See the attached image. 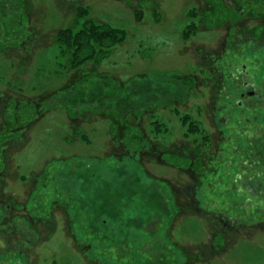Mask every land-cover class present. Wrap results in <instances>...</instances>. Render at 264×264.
I'll list each match as a JSON object with an SVG mask.
<instances>
[{
  "label": "rangeland",
  "instance_id": "374dc122",
  "mask_svg": "<svg viewBox=\"0 0 264 264\" xmlns=\"http://www.w3.org/2000/svg\"><path fill=\"white\" fill-rule=\"evenodd\" d=\"M71 2L90 5L93 19L128 32L100 64L90 59L69 70L70 57L55 35L82 23L75 25ZM23 7L9 4V15L0 10V130L5 110L17 103L36 102L40 113L20 141L6 147L0 248L30 247L27 254L36 264H264V209L258 202L262 215L255 218V204L248 201L253 183L244 180L248 172L238 186L233 180L237 159L247 162L253 153L247 148L255 139L249 118L259 124L264 112L250 116L235 104L224 107L220 81L231 64H245L264 89V0H33L29 27L17 22L16 15L28 11ZM26 30L36 33L34 48L24 43ZM187 30H193L189 36ZM207 48L213 58H205ZM82 99L86 103L75 105ZM91 103L104 110L76 118ZM124 116L127 125L143 118L142 129L161 141L162 151L182 147L186 161H179L187 169L149 148L123 162L126 148H117L110 127ZM76 127L88 139L77 137ZM243 164L240 170L250 167ZM14 202L19 206L10 211L6 204ZM173 205L192 207L168 221ZM105 213L115 222L127 220L120 229L131 241L122 237L126 242L116 249L100 242L93 221ZM225 213L236 216L237 224ZM136 215L152 241L144 240L140 228L132 235ZM20 226L31 233L30 245H21ZM33 231H40L39 238Z\"/></svg>",
  "mask_w": 264,
  "mask_h": 264
},
{
  "label": "trees",
  "instance_id": "16d2710c",
  "mask_svg": "<svg viewBox=\"0 0 264 264\" xmlns=\"http://www.w3.org/2000/svg\"><path fill=\"white\" fill-rule=\"evenodd\" d=\"M125 1L126 0H124V2ZM32 2H33V0H2V3H0V10L4 11L6 13V15H9L8 11H5L7 9L6 7L9 4H11V5L12 4L18 5L19 4L20 7H23L22 4H24L23 8L28 10V11L25 13H18V15H16V18L18 20L17 21L18 23L20 21H23V22H25L27 27H29V25L31 24V18H32V13H33L31 10L32 8L30 9ZM71 4L74 6L73 9L75 10L73 12V9H72V14L74 13L73 15L75 16V20H74L75 25H78L79 21L82 20L80 27L76 29V27L70 25L68 27L60 28L57 30L56 35H55V39L57 40V42L62 47V50L65 53H67L68 56L70 57V63H69L70 68H69V70H72V69L75 70V69L79 68L81 65L85 64L90 59H93V60L97 61L98 64H100L104 59L111 56V54L114 52V50L116 49V47L118 45H120L126 41V39L128 37V32L125 28L114 26L110 23L103 22V21H96L95 19H93L91 16L90 5H88V4H82L81 2H71ZM29 5H30V7H29ZM30 11H31V13H30ZM13 13L15 14V12H13ZM137 16L141 17V13L139 12V10L137 11ZM192 31L193 30H187L186 35L189 36L190 32H192ZM26 32L27 33L25 36L24 43L26 44V46L30 45L31 48H34L35 45L38 43V38H37V36H35L36 33L34 34L33 30H26ZM34 38L36 39V41L34 40ZM77 103H79V104H77ZM82 103L84 104V103H86V101L82 99L78 102H75V105L78 106ZM91 105L92 106H90L89 109H87L90 111L85 112L84 116L77 114V116H80V117H76V118H83V117L85 118L86 114L90 117V116H92V114H94V113H92L93 111L96 110V112H97L100 109L104 110V107L103 108H100L97 106H96L97 108L94 107V103H91ZM11 109H10V107H8L5 110L3 128L0 130V170L6 164V162H5L6 161V159H5L6 155H4L6 153V147H9L10 145L13 146L14 143H18L20 141L19 136L21 135V133L26 131L27 128L28 129L30 128V127H28V123L32 122L33 120H35L38 117V116L34 117V115L36 113H38V115L40 113V111H39L40 105L37 104L36 102H33L30 105H28V103H27V105H24L23 102H20V103L15 104L14 106H12ZM120 112L123 113L122 111H120ZM134 118H135L134 119L135 123L133 122V125H129V124L127 125V123L125 122L127 118L124 116V120H122V122H118L117 125L112 124L110 127V133L114 134V136L116 138L117 148H119V149H125L126 148V150H125L126 152L123 154V156H121L119 158H123L122 159L123 162H126L127 164L132 163L133 161L137 160L138 156L140 157V155H141L140 153L145 152V150L147 148L150 149L149 151L152 154H154V155L156 154L157 158L159 157V155H164V157H166L165 154L167 152L162 151L164 146H163V144H161V141L148 138L146 131H144L142 129L143 127L140 124H141V121L143 120V118H140L139 116H135ZM116 121H119V120H116ZM155 125H157V121L155 122ZM130 126H133L132 132H129ZM157 126L160 127V124H158ZM74 133L76 134L77 137H80L82 139H88V136L85 133V129L83 127H76L74 129ZM127 135H129V137L126 139ZM119 144H121V145H119ZM185 144H183V145H185ZM181 151H183L182 147H180V146L176 147L175 153H167L169 155L168 159L172 158V160H175L174 162L173 161L172 162L176 166L181 167L185 170V169H187L185 167L187 162H186V164L183 165L179 161L180 159L185 160L183 154L180 153ZM189 151L190 150H187L184 153V155L187 154V152H189ZM243 163H247V162L242 161L240 158L237 159V162H236L237 171L233 177V180H236L237 184H235V185H237V186L243 180L244 171L248 172V173L251 171L255 172V170H248V169H250L249 167H246L244 170H240L243 167L242 165H244ZM186 171H189V170H186ZM256 171H259V170H256ZM260 172H262V170H260ZM260 172H257V173H260ZM245 179H246V182H248L250 180V175L248 174L247 178L245 175L244 180ZM238 180H240V181H238ZM244 180H243V182H244ZM221 187L223 188V186H221ZM226 188H227V186H226ZM231 189L234 192L235 191L238 192V190H237L238 187L235 188L234 185L231 186ZM240 189L243 190V188H240ZM190 190L191 191L194 190L195 195H196V188L195 187L190 188ZM190 190L188 189L187 193H190ZM238 193H241V192H238ZM250 197L251 196H249L248 201H250ZM195 198H197V197L195 196ZM170 200L171 199H169V202H170ZM197 203H198L197 208H198V206L201 207V205L199 204V201ZM88 204H89V202L87 203V205ZM192 206L194 207V204ZM192 206H189V207L187 206V207H184L182 209L180 207H177V205H173V208H172V210L174 211L173 214H171L170 216L167 215L165 217L167 218L169 216L168 221H170L173 218V216H175L181 212V211H179V209H182L183 211H188L191 209ZM194 208L196 209V205ZM202 212L207 213L210 211L203 209ZM214 213L217 214L220 212H214ZM242 213H244V212H242ZM0 214H1V212H0ZM106 214L107 213H105V216L104 215L102 216V214L101 215L99 214L102 221L97 222L96 218H95V221H93V220L92 221L95 223L94 226L95 227L97 226L99 228V230L102 232V233L100 232L101 235H99V236H101L100 242H102L104 240L105 242H107V244L109 243L108 247L116 249V247H119L118 245L122 244L123 242L124 243L126 242L125 239H123L122 237H125L126 239L129 238L128 235L125 234L124 231L120 229V227L123 228V226H125L127 220L124 219L123 217L122 218L120 217V219L117 218L118 221L115 222V220H113L111 218L110 219L107 218ZM246 215L247 214H244V216H246ZM208 216H210V217L212 216V218H211L212 221H216L218 223L220 222L218 220L217 216L211 215V214H209ZM224 216L228 217L230 224H234V223L237 224L236 223L237 221L232 220V218L237 219L236 216L233 215L231 218L226 213H225V215H223V217ZM135 217H136V219H135ZM137 218H138V215L132 216V218H131L132 225H133L131 228L132 235L133 236L136 235V232H132L133 229L136 228V231H138V228H140V230L143 231V234L145 233L144 235L147 236L146 239H144L145 237L143 236L144 237L143 239L146 241H152V240H150V239H152V237H151L152 234H151V236L148 235L150 233L146 232L144 229L141 228L143 226V222L140 220L136 222ZM94 223H92V225ZM218 223L216 224L217 227H219ZM239 223L241 224L242 220ZM222 224L223 223L221 222L220 223L221 228H223V225H224V224L223 225ZM230 224H225V225L230 226ZM118 227L120 230L117 229ZM129 241H131V238H129ZM97 245H99V244H97ZM117 255H119V252L117 253Z\"/></svg>",
  "mask_w": 264,
  "mask_h": 264
},
{
  "label": "flooded vegetation",
  "instance_id": "af4514ba",
  "mask_svg": "<svg viewBox=\"0 0 264 264\" xmlns=\"http://www.w3.org/2000/svg\"><path fill=\"white\" fill-rule=\"evenodd\" d=\"M207 54L205 55V58L208 59V57L213 58V55L209 51V48L206 49ZM231 70L225 71L222 80L221 81V92H223L222 100L224 103V107L228 106L229 104L237 105L240 109L243 108V111H250L252 115L255 114H262L264 112V89L258 88L257 80H256V74H252L251 72L247 71L246 65L244 64L242 67L236 66L233 64L230 65ZM252 75L253 78L255 77V81L252 79L251 81L248 80V77ZM256 83V85H255ZM254 88V89H251ZM263 93V95H261ZM222 95V94H221ZM222 107V106H221ZM223 109V108H222ZM248 116V115H247ZM247 116L245 118H247ZM248 116V117H250ZM228 119H223L222 123L227 121ZM240 121V120H239ZM249 124L251 128L253 129V132L250 133L251 136H253L255 139H253V142L249 143V146H247L249 152H253L250 154V158L248 159L247 163L250 164V169L254 170H264V122L257 123L256 119L254 117L249 118ZM221 123V122H220ZM250 145H253L250 147ZM253 148V150H252ZM159 159H162L163 161L167 162V158L164 157V155H159ZM250 174V183H253V191L252 195L250 197L251 203L254 205V212L253 214L259 217L262 215L261 212L258 211L259 203L261 202V209H264V198L258 197V195L264 196V173L260 172L257 173L256 171L249 172ZM252 174V175H251ZM254 197V199H253ZM7 208H10V211H12V208H16L17 205L15 202L11 204H6ZM4 204H0V212H3V216L6 214L7 209L3 208ZM22 210L28 209L26 205H21ZM19 210V209H17ZM17 214V213H16ZM1 217V214H0ZM22 217V216H21ZM30 217L32 215L30 214ZM15 218V216H14ZM13 219V217H12ZM15 220V219H14ZM26 225L27 223V217H26ZM257 228V227H256ZM17 232L20 233L19 237H21V245L28 244L27 241L32 240L30 238V232L27 230H24L21 226L18 227ZM33 233L36 236V239L40 236V231H33ZM23 243V244H22ZM30 245V243L28 244ZM26 249V251H25ZM28 249L30 247L24 248L22 246L18 247L13 246L9 248H0V264H36L34 262H31L30 260V254L28 255ZM28 255V256H27Z\"/></svg>",
  "mask_w": 264,
  "mask_h": 264
}]
</instances>
